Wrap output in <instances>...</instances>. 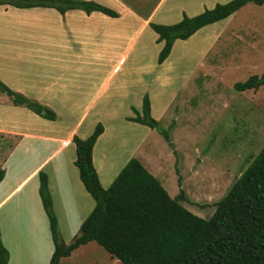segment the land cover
I'll return each mask as SVG.
<instances>
[{"label": "crops", "instance_id": "1", "mask_svg": "<svg viewBox=\"0 0 264 264\" xmlns=\"http://www.w3.org/2000/svg\"><path fill=\"white\" fill-rule=\"evenodd\" d=\"M89 1L110 7L119 16L83 9L61 13L52 7L0 5V79L56 114L50 120L15 105L5 93L0 96V137L15 140L13 148L3 154L6 157L0 156V169L5 171L0 182V226L10 252L9 264H50L54 253L50 221L40 195V172L48 176L64 241L71 227L75 237L81 233L83 222L95 208L96 201L75 164V136L88 138L103 124L93 162L104 187L113 183L131 159L116 171L117 142L131 141L125 131L140 123L129 118L136 116L135 109L142 113L144 100L136 104L138 99H129L127 71L119 72L160 8L165 4V19L193 17L208 9L206 0H155L147 13L141 10L147 0H138V8L132 0ZM91 246L100 245L96 241L81 245L60 264H78L74 254Z\"/></svg>", "mask_w": 264, "mask_h": 264}, {"label": "rangeland", "instance_id": "2", "mask_svg": "<svg viewBox=\"0 0 264 264\" xmlns=\"http://www.w3.org/2000/svg\"><path fill=\"white\" fill-rule=\"evenodd\" d=\"M132 1L138 8V0ZM228 1L206 0V4L209 9ZM154 3L143 2L142 12H149ZM164 9L165 4L152 22L175 24L184 17L162 18ZM157 39L151 26L145 29L119 73L127 71L131 101L138 99V104L149 95L152 116L160 128L144 124L127 128L131 141L117 142L116 171L129 158H139L172 197L182 186L183 204L211 218L217 202L264 147V86L243 92L234 88L236 82L264 72V5L249 3L188 40H176L163 64L158 63L163 44ZM163 130L169 131L174 147ZM14 141L0 137V156L6 157L3 154L13 148ZM73 231L71 227L64 233L66 242L74 239ZM73 257L78 264H123L101 246L81 248Z\"/></svg>", "mask_w": 264, "mask_h": 264}, {"label": "trees", "instance_id": "3", "mask_svg": "<svg viewBox=\"0 0 264 264\" xmlns=\"http://www.w3.org/2000/svg\"><path fill=\"white\" fill-rule=\"evenodd\" d=\"M249 3L264 5V0H231L175 24L150 23L163 43L158 56L162 64L170 56L176 40H188L201 28L224 20ZM20 8L52 7L65 13L83 9L101 11L118 17L119 13L89 0H0V5ZM264 86V72L234 84L243 92ZM0 92L17 106H25L38 115L54 120L50 108L13 90L0 79ZM131 121L160 128L152 116L149 95H145L142 113L137 109ZM99 123L88 138L74 137L77 148L75 164L81 179L96 201V206L81 226V233L66 243L60 234L53 207L48 176L40 172V195L49 217L55 250L50 264H60L81 245L96 241L113 258L124 264H264V147L254 157L229 192L216 204L211 218H204L184 204L186 192L172 197L160 179L138 158H131L113 183L105 188L93 162V149L101 134ZM171 146L169 131L163 130ZM5 171L0 169V182ZM10 252L2 240L0 226V264H9Z\"/></svg>", "mask_w": 264, "mask_h": 264}]
</instances>
